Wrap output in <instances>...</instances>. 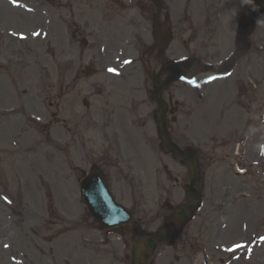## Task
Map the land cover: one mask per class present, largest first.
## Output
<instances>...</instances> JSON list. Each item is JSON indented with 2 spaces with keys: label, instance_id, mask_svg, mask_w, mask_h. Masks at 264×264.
<instances>
[{
  "label": "rangeland",
  "instance_id": "rangeland-1",
  "mask_svg": "<svg viewBox=\"0 0 264 264\" xmlns=\"http://www.w3.org/2000/svg\"><path fill=\"white\" fill-rule=\"evenodd\" d=\"M38 1L31 6L43 15L36 11L33 18L0 2V264H128L117 263L115 255L129 251V236H113L91 223L78 192L81 173L99 160L105 170L118 163L123 170L147 172V182L132 183L125 175L114 189L122 197L127 188L133 205L158 217L164 212L158 198L179 193L175 178L189 179L169 155L163 156L169 178L162 172L138 52L124 53L109 33L110 22L118 28L136 23L135 10L115 0ZM243 1L226 0L223 14L213 10V1L200 0L194 8L202 12L201 24H189L178 13L175 57L197 47L203 60L224 59L233 49V11L239 15ZM221 21L223 32L214 26ZM7 28L41 31L18 41ZM249 36L230 74L206 84L174 83L179 110L169 131L179 146L195 149L201 173L196 187L203 206L185 232L190 241L178 242L179 255L192 264H264L256 262L261 247L252 248L253 260L232 258L240 255L239 246L248 250L254 236L264 234L257 219L264 211L258 197L264 192V13ZM187 37L191 42L183 44ZM125 58L133 63L125 65ZM195 65L187 64V72L195 74ZM86 66L96 73L87 76ZM198 71V81L212 74ZM236 166L247 173L237 174Z\"/></svg>",
  "mask_w": 264,
  "mask_h": 264
},
{
  "label": "water",
  "instance_id": "water-1",
  "mask_svg": "<svg viewBox=\"0 0 264 264\" xmlns=\"http://www.w3.org/2000/svg\"><path fill=\"white\" fill-rule=\"evenodd\" d=\"M82 195L90 210L95 213L96 218L106 225H116L120 221H125V212L113 203L107 189L102 181L96 174L91 173L81 185ZM103 192V194H100ZM106 198V200H104ZM99 200H102L100 206ZM107 207L108 209H105ZM103 211L108 212V215H103Z\"/></svg>",
  "mask_w": 264,
  "mask_h": 264
},
{
  "label": "snow or ice",
  "instance_id": "snow-or-ice-1",
  "mask_svg": "<svg viewBox=\"0 0 264 264\" xmlns=\"http://www.w3.org/2000/svg\"><path fill=\"white\" fill-rule=\"evenodd\" d=\"M13 2H15V0H13ZM110 71H114V70H111V69H110ZM5 247H7V245H5Z\"/></svg>",
  "mask_w": 264,
  "mask_h": 264
},
{
  "label": "bare ground",
  "instance_id": "bare-ground-1",
  "mask_svg": "<svg viewBox=\"0 0 264 264\" xmlns=\"http://www.w3.org/2000/svg\"><path fill=\"white\" fill-rule=\"evenodd\" d=\"M203 77H201V79H202ZM263 256H264V253H263Z\"/></svg>",
  "mask_w": 264,
  "mask_h": 264
}]
</instances>
